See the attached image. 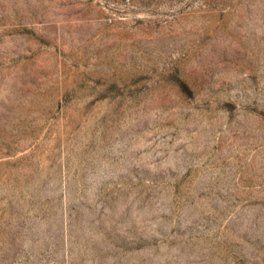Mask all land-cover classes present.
I'll list each match as a JSON object with an SVG mask.
<instances>
[{
  "label": "rangeland",
  "instance_id": "rangeland-1",
  "mask_svg": "<svg viewBox=\"0 0 264 264\" xmlns=\"http://www.w3.org/2000/svg\"><path fill=\"white\" fill-rule=\"evenodd\" d=\"M0 264H264V0H0Z\"/></svg>",
  "mask_w": 264,
  "mask_h": 264
}]
</instances>
